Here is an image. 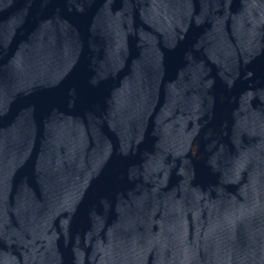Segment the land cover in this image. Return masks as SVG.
<instances>
[{"label": "water", "instance_id": "1", "mask_svg": "<svg viewBox=\"0 0 264 264\" xmlns=\"http://www.w3.org/2000/svg\"><path fill=\"white\" fill-rule=\"evenodd\" d=\"M0 264H264V0H0Z\"/></svg>", "mask_w": 264, "mask_h": 264}]
</instances>
